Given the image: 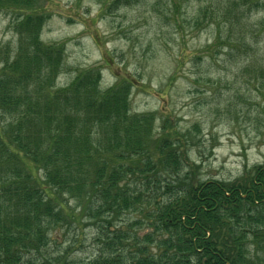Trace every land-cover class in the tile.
Instances as JSON below:
<instances>
[{
	"label": "trees",
	"instance_id": "obj_1",
	"mask_svg": "<svg viewBox=\"0 0 264 264\" xmlns=\"http://www.w3.org/2000/svg\"><path fill=\"white\" fill-rule=\"evenodd\" d=\"M42 1L0 0L17 35L0 51V264H84L69 246L47 250L50 229L79 222L77 213L100 230L99 255L86 264H264V157L234 180H201L180 131L154 132L153 113L131 112L128 78L100 88L92 66L59 84L65 48L41 40ZM207 8L225 23L231 53L247 44L245 20L264 0H214L200 13ZM130 210L167 236L155 255L136 231L125 236L135 247L127 262L124 230L107 228Z\"/></svg>",
	"mask_w": 264,
	"mask_h": 264
},
{
	"label": "rangeland",
	"instance_id": "obj_2",
	"mask_svg": "<svg viewBox=\"0 0 264 264\" xmlns=\"http://www.w3.org/2000/svg\"><path fill=\"white\" fill-rule=\"evenodd\" d=\"M212 1L43 0L47 18L40 37L64 44L59 84L92 66L101 67L100 88L128 78L131 112L153 113L154 132L183 134L196 178L234 180L264 157V86L258 79L259 66L264 68V10H251L243 32L247 44L229 53L225 23L212 19L210 8L199 11ZM12 18L13 11L0 9V51L16 43ZM81 216L50 229L49 252L69 246L76 263L99 255L100 230ZM151 222L130 210L107 228L124 230L118 253L127 262L135 247L124 237L133 231L149 253L162 249L167 234L153 232ZM247 247L252 253L253 246Z\"/></svg>",
	"mask_w": 264,
	"mask_h": 264
},
{
	"label": "bare ground",
	"instance_id": "obj_3",
	"mask_svg": "<svg viewBox=\"0 0 264 264\" xmlns=\"http://www.w3.org/2000/svg\"><path fill=\"white\" fill-rule=\"evenodd\" d=\"M75 261V260H74ZM86 263H88V262H86ZM86 263H84V264H86Z\"/></svg>",
	"mask_w": 264,
	"mask_h": 264
}]
</instances>
